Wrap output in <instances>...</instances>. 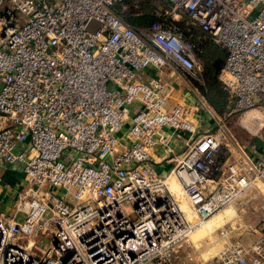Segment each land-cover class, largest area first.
Returning a JSON list of instances; mask_svg holds the SVG:
<instances>
[{"label": "built area", "instance_id": "obj_1", "mask_svg": "<svg viewBox=\"0 0 264 264\" xmlns=\"http://www.w3.org/2000/svg\"><path fill=\"white\" fill-rule=\"evenodd\" d=\"M157 1L158 15L176 20L183 9L224 48L227 115L264 106V0ZM118 3L127 7L0 0V165L29 184L16 206L27 207L23 220L0 212V264H264V237L195 255L196 226L264 184V152L221 163L223 130L196 133V103L157 76L142 78L148 66L171 65L199 80L195 44L174 23H128ZM45 229L52 238L30 252L22 236ZM229 229L220 225L219 236Z\"/></svg>", "mask_w": 264, "mask_h": 264}, {"label": "rangeland", "instance_id": "obj_2", "mask_svg": "<svg viewBox=\"0 0 264 264\" xmlns=\"http://www.w3.org/2000/svg\"><path fill=\"white\" fill-rule=\"evenodd\" d=\"M155 4H157L159 8L161 7L158 1ZM96 26L97 23H93L91 26H89V28L94 29L96 28ZM216 64L218 63L215 60L213 66L216 67ZM206 68L207 66L203 62V70L201 72L200 79H189V84L195 87L196 94L193 95V97L195 96L194 98L198 100L200 109H202L204 105L206 106L209 103L206 96L210 99L211 97L213 99H216L215 101L217 102L219 100L213 90L214 87L209 88V92L208 94L206 93V96L204 94V89L206 87ZM219 69H217L218 73ZM176 79L177 81H181V83L186 84L184 80H182L181 78H177V75L172 72V75L168 80L174 82ZM230 105L231 103L228 99L226 107L221 110H215L211 106V115L215 118L217 115L220 124L217 126L218 128L214 127L213 131H216L220 128L221 130H223L226 138L228 137L229 139L231 135L226 131V128L228 127L235 134V136L238 137L239 141L245 144L247 147L256 144L257 140L262 141L264 144V122L261 124V126H259L258 129H255V132H252L243 124H241L244 111L240 110L237 112H233L230 115L226 114ZM263 109L264 106L263 108H261V110L263 111ZM232 146L234 147L233 144ZM222 150H224V147L222 148ZM224 158L222 157L223 160ZM165 167L168 168V165H166ZM11 168V166L0 165V212L3 215L13 216L14 219L21 221L26 216L27 207L22 210H16V206L19 204V202L23 203L25 200L19 196V192H23L24 189L29 186V184L25 181L23 175L16 168ZM170 179L171 181H169ZM167 180L170 186L171 183L173 184L175 190L173 188L172 189L179 203L187 204V201L175 176L171 175ZM7 184H9V186H7ZM4 196H6V198H4ZM24 205L26 206L27 204ZM208 219L209 220L205 225H197L193 232L190 234V239L194 243L192 249L197 257L202 256L206 258L214 254L225 240L238 239L242 242L247 243L259 237H264V184L260 181H257L239 197L234 199V201L230 202L229 204L218 210L216 213L209 216ZM220 225L230 227L229 232L226 236H219L218 229ZM49 238H52V233L50 230L45 229L40 231V233L34 237L23 235L21 241L25 244L28 240L32 241L33 249L30 250V252L36 254L39 253L40 248L44 247V239Z\"/></svg>", "mask_w": 264, "mask_h": 264}, {"label": "trees", "instance_id": "obj_3", "mask_svg": "<svg viewBox=\"0 0 264 264\" xmlns=\"http://www.w3.org/2000/svg\"><path fill=\"white\" fill-rule=\"evenodd\" d=\"M135 1V2H134ZM127 7L121 9V5L116 4L117 10L124 17V19L135 26H147L155 20H161L163 23H174L179 27V30L184 39L190 40L195 44V52L199 60L204 62L206 68V87L204 94H208L209 88H213L216 96L219 98L218 102L211 97L206 98L210 104L216 109L221 110L226 107L229 99L227 92L222 88V84L218 77V72L213 66L214 61L224 56V50L218 43L214 42L210 36L202 38L203 31L194 23L187 22V18H180L175 20L169 14H164L160 11V15L156 13L159 6L155 4L154 0H125ZM202 62V63H203ZM215 70V71H214ZM208 79V80H207Z\"/></svg>", "mask_w": 264, "mask_h": 264}, {"label": "crops", "instance_id": "obj_4", "mask_svg": "<svg viewBox=\"0 0 264 264\" xmlns=\"http://www.w3.org/2000/svg\"><path fill=\"white\" fill-rule=\"evenodd\" d=\"M180 18H182V19L187 18L186 21L188 20L187 22H190L189 16L187 15V13L183 9H179V16L176 20H178ZM223 50H224V48H223ZM224 55H225V50H224ZM221 58L223 59L224 56ZM221 64H222V62H220L219 65H221ZM172 72L177 75V78H181L182 80H184L186 82V84L181 83V81H177V79L174 81L175 83L168 80L169 77L172 75ZM152 75L163 79L165 82H167V84H169L171 86L177 87L181 91V93L184 95V97L189 98V100L196 103L198 110H197L196 115L193 118V122L196 126V133H201L203 131H208V130L213 131L214 127H217L218 125H220L219 121H218L219 120L218 116L216 115V118H215L211 115V112H212L211 110H212L213 106L211 104H209L210 102L208 104L206 103L207 105L206 106L204 105V107L202 109H200V105L198 103V100L196 98H194L195 96L193 97V95L196 94L195 93L196 92L195 87L193 85L189 84V82L186 81V79L182 76V74L179 73L174 67H172L171 65H167V66L162 67L161 69H157V68L148 66L144 69V72L142 74V78L147 79L148 77H150ZM241 124H242V122H241ZM226 131L231 136L228 139V137L226 138V136L224 134L223 142L225 145H223L224 150H223V154L221 155V158H220V161L223 165H225L229 160H231L235 157L242 156L243 154H246L249 158H254L257 154L264 152V144L262 141H260V140L258 141L256 139L257 140L256 144H254L250 147H247L245 144H243L239 141L238 137H236L235 134L228 127L226 128ZM236 133H238V132H236ZM238 134H240V133H238ZM232 144L234 145L235 148L232 146ZM181 147L183 148V145L180 144L179 148H181ZM243 148H245V149H243ZM222 157L223 158L225 157L224 160L222 159ZM7 192H8V190H7ZM4 198H6V196H4ZM4 198H3V200H4Z\"/></svg>", "mask_w": 264, "mask_h": 264}, {"label": "bare ground", "instance_id": "obj_5", "mask_svg": "<svg viewBox=\"0 0 264 264\" xmlns=\"http://www.w3.org/2000/svg\"><path fill=\"white\" fill-rule=\"evenodd\" d=\"M262 107H253V108H250L248 110H246L242 116V124L248 128L249 130H251L252 132H255V129H258L259 126H261V124L264 122V114H263V111L261 110ZM171 181V179L169 180ZM171 189L174 188L173 184L171 183ZM182 207L185 209L187 215L189 218L191 219H196V216L190 211L188 205L185 203V204H181ZM210 219V218H209ZM209 219H206L201 223V225H205Z\"/></svg>", "mask_w": 264, "mask_h": 264}, {"label": "water", "instance_id": "obj_6", "mask_svg": "<svg viewBox=\"0 0 264 264\" xmlns=\"http://www.w3.org/2000/svg\"><path fill=\"white\" fill-rule=\"evenodd\" d=\"M222 61H223V59H222L221 57H219V58L216 60V62L218 63V64H216V67H215L216 70L220 68L221 65H219V64H220V62H222Z\"/></svg>", "mask_w": 264, "mask_h": 264}]
</instances>
